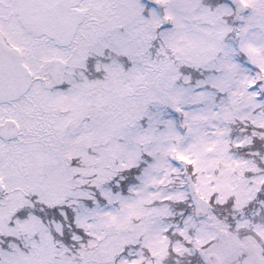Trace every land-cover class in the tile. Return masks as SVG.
Listing matches in <instances>:
<instances>
[{"label": "snow or ice", "instance_id": "snow-or-ice-1", "mask_svg": "<svg viewBox=\"0 0 264 264\" xmlns=\"http://www.w3.org/2000/svg\"><path fill=\"white\" fill-rule=\"evenodd\" d=\"M0 264H264V0H0Z\"/></svg>", "mask_w": 264, "mask_h": 264}]
</instances>
